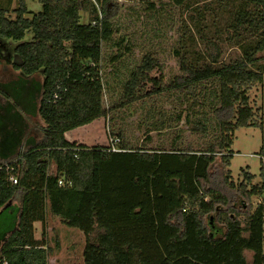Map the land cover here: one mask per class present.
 Wrapping results in <instances>:
<instances>
[{
  "label": "trees",
  "instance_id": "1",
  "mask_svg": "<svg viewBox=\"0 0 264 264\" xmlns=\"http://www.w3.org/2000/svg\"><path fill=\"white\" fill-rule=\"evenodd\" d=\"M38 2L41 9L33 11L25 0H18L12 9V0H0V85L16 83L17 89H25L37 84L35 114L43 122L38 141L0 161V215L15 213L13 229L0 240V264H48L50 250L43 233L39 239L34 237V224H43L48 213L82 232L83 264H150L140 242H119L116 230L101 217L102 208L108 206L102 197L107 194L102 164L115 163L114 157L123 153L132 155L131 162L152 165L148 176L142 173L131 179L136 186L147 185L149 179V185L158 188L152 209L153 237L160 251L157 264H264L262 166L258 178L243 171L244 182L235 187L240 204L244 198L260 199L248 207L243 219L236 207L228 206L225 194L202 186L218 157L224 167L229 165L237 128L264 126L256 121L248 95L254 84L264 88V63L259 55L264 50V0L202 4L172 0L185 13L173 49L181 75L168 81L155 78L151 72L160 64L147 53L130 70L119 101L108 110L167 100L174 110L167 128L170 122L184 120L208 140L198 149L132 148L120 130H112L111 135L119 138L120 152L108 151V145L70 142L64 135L107 113L102 46L110 40L116 5L109 0ZM81 12L88 15L87 22L81 21ZM26 33L30 37L24 40ZM226 44L235 48L234 56L226 58ZM0 94L8 96L1 86ZM166 150L176 156V165L162 164ZM189 161L191 181L183 168ZM227 171L223 179L232 186ZM15 197L18 209L9 205ZM136 206L140 212L145 209L143 201L131 208ZM245 252H251L250 261Z\"/></svg>",
  "mask_w": 264,
  "mask_h": 264
},
{
  "label": "rangeland",
  "instance_id": "2",
  "mask_svg": "<svg viewBox=\"0 0 264 264\" xmlns=\"http://www.w3.org/2000/svg\"><path fill=\"white\" fill-rule=\"evenodd\" d=\"M116 5V14L110 20V40L102 46L104 78L108 85L103 97V106L107 110L105 116L100 117L89 124L74 128L67 133L68 139H78L87 146L109 144L111 131L122 133V139L132 148H156L172 149L189 146L194 149L205 146L208 138L202 137L199 132L193 131L184 120L170 122L171 127H166L168 118L174 110L169 101H158L152 106L151 101L132 103L108 110L114 101H119L122 94V83L141 60L142 56L151 53L160 66L151 72L155 78L163 77L165 81L174 76L181 75L179 64L174 57L173 49L178 37V25L180 18L185 13L182 8L176 7L172 0H109ZM197 4L209 0H195ZM18 0H12L11 9L16 7ZM27 8L33 11L41 9L38 0H25ZM115 5H111L114 8ZM13 16V13H10ZM82 22L88 21L85 12L80 13ZM30 37L26 33L24 40ZM12 44L16 42L10 40ZM225 56H234L235 48L230 44L223 46ZM1 55H6L1 51ZM264 63V50L259 54ZM112 56L116 59L110 60ZM111 68L115 69L112 73ZM113 74L117 76L114 77ZM3 79V78H2ZM3 92L0 94V152L3 155H11L29 143H33L35 136H41L40 126L43 124L40 117L35 114L34 106L37 100L38 85L32 83V88L17 89L16 83L12 85H0ZM109 86V89H108ZM150 86V84H148ZM249 103L252 107L257 122L264 124V88L261 84H254L248 92ZM159 100V99H158ZM164 122V123H162ZM110 136V137H109ZM231 157L229 165L223 166L220 158L212 165L209 178L202 183L204 188H216L225 194L228 206L242 213L243 219L248 207L255 206L260 200L257 196L243 199L235 189L240 182H244L243 171L253 174L258 178L261 172V160L257 155L264 154V126L240 127L234 131L230 146ZM162 164L176 165V156L165 151L161 155ZM132 155L123 153L114 157V162L102 164L107 194L102 195L108 206L102 208L101 217L105 224L116 230L119 242L133 240L140 242L142 254L150 264H157L160 259V251L154 242V220L152 215L153 198L158 188L149 185L136 186L132 183V177L144 173L152 168L151 164L134 161ZM147 165V166H145ZM192 163L189 161L183 168L191 181ZM230 172L229 181L232 186L224 182L223 174ZM109 180V182H108ZM116 182V184H115ZM19 199V198H18ZM137 201L144 202V211L140 212L138 206L131 208ZM134 211V213H133ZM14 210L5 211L0 215V240L2 235L13 229ZM43 233L46 245L50 250L48 264H83L82 250L84 236L76 228L64 225L60 218L48 213L46 221L37 223L34 227V237L39 239ZM250 261L251 252H245Z\"/></svg>",
  "mask_w": 264,
  "mask_h": 264
},
{
  "label": "crops",
  "instance_id": "3",
  "mask_svg": "<svg viewBox=\"0 0 264 264\" xmlns=\"http://www.w3.org/2000/svg\"><path fill=\"white\" fill-rule=\"evenodd\" d=\"M96 120V119H95ZM94 121V120H93ZM92 121V122H93ZM89 124V123H88ZM87 125V124H86ZM73 130V129H72ZM71 130H69V131H67V132H65V138L68 140V141H70V142H77V143H82V144H85V143H83V142H81V141H79L78 139H68V137H67V133L68 132H70ZM38 137H37V135L35 136V141H38L41 137H39V139H37ZM32 144L31 143H29L28 145H25L24 147H19L20 148V150H17V151H15L13 154H9V155H3L4 153H1L0 152V161H5V160H7V159H9V158H11V157H13V156H15L18 152H22V151H25L27 148H29L30 146H31ZM85 145H87V144H85ZM9 205L10 206H12V207H14V208H16V209H18V206H19V199H18V197H15V198H13L11 201H10V203H9ZM37 223H40V222H36L35 224H34V227H36V225H37Z\"/></svg>",
  "mask_w": 264,
  "mask_h": 264
},
{
  "label": "built area",
  "instance_id": "4",
  "mask_svg": "<svg viewBox=\"0 0 264 264\" xmlns=\"http://www.w3.org/2000/svg\"><path fill=\"white\" fill-rule=\"evenodd\" d=\"M54 97H56V94H54ZM118 143H119V138L118 137H110L109 138V144H108V151H111V152H120V151H123L119 146H118ZM259 157V159L261 160V163H262V169L264 170V154H261V155H257ZM1 168V167H0ZM6 169H9V167H6ZM9 180L12 181V183H16V179H14L13 177H9ZM61 182H59L60 184ZM209 198L206 197L205 198V201H208Z\"/></svg>",
  "mask_w": 264,
  "mask_h": 264
}]
</instances>
